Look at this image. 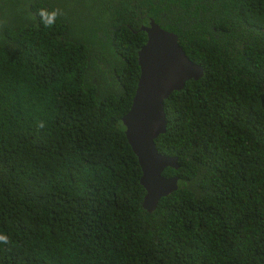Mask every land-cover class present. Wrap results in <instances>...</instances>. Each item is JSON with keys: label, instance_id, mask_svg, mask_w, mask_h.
<instances>
[{"label": "trees", "instance_id": "1", "mask_svg": "<svg viewBox=\"0 0 264 264\" xmlns=\"http://www.w3.org/2000/svg\"><path fill=\"white\" fill-rule=\"evenodd\" d=\"M149 21L202 77L163 101L147 214L120 119ZM0 234V264H264V0H0Z\"/></svg>", "mask_w": 264, "mask_h": 264}, {"label": "water", "instance_id": "2", "mask_svg": "<svg viewBox=\"0 0 264 264\" xmlns=\"http://www.w3.org/2000/svg\"><path fill=\"white\" fill-rule=\"evenodd\" d=\"M140 31L146 40L136 53L139 74L130 107L120 123L140 171L138 183L144 191L141 209L150 214L159 199L177 188L176 177L161 175L166 168L177 169L176 158L159 155L153 143L165 130L163 101L180 91L185 82L201 78L202 69L185 57L175 35L153 21Z\"/></svg>", "mask_w": 264, "mask_h": 264}, {"label": "clouds", "instance_id": "3", "mask_svg": "<svg viewBox=\"0 0 264 264\" xmlns=\"http://www.w3.org/2000/svg\"><path fill=\"white\" fill-rule=\"evenodd\" d=\"M38 14L41 16L44 25L46 27H50L55 23V19L59 13L58 11H55V10L50 13L45 10H41ZM38 126L43 128L44 124L41 122ZM9 242L10 241L7 235L0 234V243L8 244Z\"/></svg>", "mask_w": 264, "mask_h": 264}, {"label": "flooded vegetation", "instance_id": "4", "mask_svg": "<svg viewBox=\"0 0 264 264\" xmlns=\"http://www.w3.org/2000/svg\"><path fill=\"white\" fill-rule=\"evenodd\" d=\"M148 25V24H147ZM147 25L145 27H147Z\"/></svg>", "mask_w": 264, "mask_h": 264}]
</instances>
